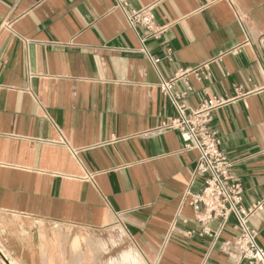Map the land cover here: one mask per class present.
Returning <instances> with one entry per match:
<instances>
[{"label":"crops","instance_id":"crops-1","mask_svg":"<svg viewBox=\"0 0 264 264\" xmlns=\"http://www.w3.org/2000/svg\"><path fill=\"white\" fill-rule=\"evenodd\" d=\"M154 4L161 39L126 12ZM0 0V264H237L232 215L200 235L182 102L213 127L264 248V0ZM239 47L237 53L231 50ZM151 57L160 61L154 65ZM209 77L182 71L209 63ZM117 224L121 239L107 231ZM188 231H193L190 236Z\"/></svg>","mask_w":264,"mask_h":264},{"label":"built area","instance_id":"built-area-1","mask_svg":"<svg viewBox=\"0 0 264 264\" xmlns=\"http://www.w3.org/2000/svg\"><path fill=\"white\" fill-rule=\"evenodd\" d=\"M116 2L118 7L124 8L123 0ZM154 7L155 5L152 4L126 12L130 27L135 31L138 27L144 29L143 35L139 36L142 43L147 38L161 39L168 29V24H160L156 21ZM238 50L239 47L231 50V53H237ZM151 60L156 65L160 58L151 57ZM210 63L182 71L180 76L193 73L197 76L204 74V77L208 78ZM177 77L172 80L162 79L160 84L162 92L171 98L177 110V116L160 130H178L184 149H197L200 152L196 172L203 175V185L197 193L192 194L191 201L198 214L200 235L218 236L230 217L234 215L239 234L231 244L229 255L236 259L237 264H264V248L256 241L257 231L249 226V218L262 207L263 203L249 208L242 205L244 189L233 174L232 162L221 149V138L212 125L214 111L234 99L213 96L202 101L198 107L192 108L182 102L185 93L174 92ZM213 219L222 220V227L218 233H214L209 227V222ZM191 234L193 231L186 233L188 236Z\"/></svg>","mask_w":264,"mask_h":264},{"label":"rangeland","instance_id":"rangeland-1","mask_svg":"<svg viewBox=\"0 0 264 264\" xmlns=\"http://www.w3.org/2000/svg\"><path fill=\"white\" fill-rule=\"evenodd\" d=\"M107 234L109 236H113L114 238L121 239L123 235V229L115 224L107 231Z\"/></svg>","mask_w":264,"mask_h":264}]
</instances>
